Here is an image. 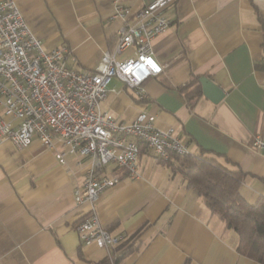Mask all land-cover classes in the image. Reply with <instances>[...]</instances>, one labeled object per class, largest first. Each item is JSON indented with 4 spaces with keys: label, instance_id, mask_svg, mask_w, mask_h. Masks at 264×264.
<instances>
[{
    "label": "crops",
    "instance_id": "0c3cea01",
    "mask_svg": "<svg viewBox=\"0 0 264 264\" xmlns=\"http://www.w3.org/2000/svg\"><path fill=\"white\" fill-rule=\"evenodd\" d=\"M16 1L44 48L67 46L77 70L95 68L126 23L115 15L116 0ZM151 1L120 0L133 11ZM165 12L171 24L153 39L164 70L146 80L149 97L114 78L102 108L124 121L155 113L156 124L173 126L192 152L242 169L241 191L254 202L264 196V152L253 145L264 135V0H174ZM134 54L129 47L117 57ZM202 75L224 89L221 100L203 92L189 99L183 88ZM78 160L69 154L61 163L38 139L21 148L0 140V264H263L237 250V231L151 148L141 152L137 175L117 167L121 179L95 204L112 233L128 239L139 231L138 247L117 260V245L83 243L75 225L91 206L75 200L74 188L89 159Z\"/></svg>",
    "mask_w": 264,
    "mask_h": 264
},
{
    "label": "built area",
    "instance_id": "2783aa9c",
    "mask_svg": "<svg viewBox=\"0 0 264 264\" xmlns=\"http://www.w3.org/2000/svg\"><path fill=\"white\" fill-rule=\"evenodd\" d=\"M172 1L153 0L133 11L116 0L115 15L126 23L114 49L105 50L95 68L77 70L67 63V46L46 50L17 1L0 0V104L5 115L0 117V140L9 138L21 148L38 139L61 163H67L69 154L78 163L89 159L83 185L74 188L75 200L91 206L75 225L85 244L114 247L126 239L107 229L95 207L101 193L121 179L117 167L137 175L143 145L165 160L190 151L173 126L159 127L156 114L147 109L124 121L102 108L114 78L136 97H149L146 80L164 70L153 55V39L171 24L165 9ZM129 47L135 48L134 55L117 57ZM253 145L264 152V135ZM109 165L114 168L107 171Z\"/></svg>",
    "mask_w": 264,
    "mask_h": 264
},
{
    "label": "trees",
    "instance_id": "16d2710c",
    "mask_svg": "<svg viewBox=\"0 0 264 264\" xmlns=\"http://www.w3.org/2000/svg\"><path fill=\"white\" fill-rule=\"evenodd\" d=\"M189 99L202 94L200 77H193L183 88ZM147 146H142V151ZM161 161L175 166L182 173L189 186L197 188L212 212L218 214L229 228L239 234L237 250L264 264V196L256 201L248 200L241 191L244 172L239 167H230L205 151L185 154H171ZM139 231L125 239L117 248V260L138 247L136 238ZM135 237V238H134Z\"/></svg>",
    "mask_w": 264,
    "mask_h": 264
},
{
    "label": "water",
    "instance_id": "95a60500",
    "mask_svg": "<svg viewBox=\"0 0 264 264\" xmlns=\"http://www.w3.org/2000/svg\"><path fill=\"white\" fill-rule=\"evenodd\" d=\"M200 82L202 84L203 93L214 102L221 100L224 95V89L216 83L212 78L202 75L200 77Z\"/></svg>",
    "mask_w": 264,
    "mask_h": 264
}]
</instances>
